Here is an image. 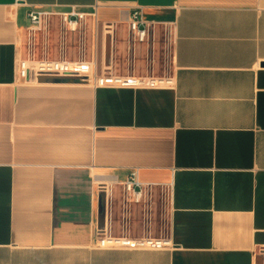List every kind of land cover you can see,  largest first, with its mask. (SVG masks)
Listing matches in <instances>:
<instances>
[{
    "label": "crops",
    "instance_id": "1",
    "mask_svg": "<svg viewBox=\"0 0 264 264\" xmlns=\"http://www.w3.org/2000/svg\"><path fill=\"white\" fill-rule=\"evenodd\" d=\"M71 6L100 72L172 85L18 78L28 12ZM107 223L171 246L100 248ZM0 264H264V0H0Z\"/></svg>",
    "mask_w": 264,
    "mask_h": 264
},
{
    "label": "built area",
    "instance_id": "2",
    "mask_svg": "<svg viewBox=\"0 0 264 264\" xmlns=\"http://www.w3.org/2000/svg\"><path fill=\"white\" fill-rule=\"evenodd\" d=\"M86 15L85 12L78 11L74 6L62 12L32 8L28 12L30 25L27 31V53L25 58H20L18 61V78L26 79L31 76L35 79L39 77L73 79L91 84L94 87L158 88L172 85L173 81L169 77H133L115 75L106 70L100 72L97 69L94 53L89 59L84 57L78 59L36 57L34 55L32 47L35 32L44 30L54 16L58 17L65 30L73 33L82 29ZM91 19L92 26L95 28V13L91 14ZM94 28L93 38L95 36ZM128 29L129 39L132 42L141 43L148 38L150 24L144 18L142 7H136L130 12ZM123 187L124 191L131 195L132 201L138 202L140 200L142 184L138 179L137 169L131 170L123 183ZM99 232L97 244L100 248L161 249L171 246L170 240L165 237L127 238L113 236L108 223Z\"/></svg>",
    "mask_w": 264,
    "mask_h": 264
},
{
    "label": "rangeland",
    "instance_id": "3",
    "mask_svg": "<svg viewBox=\"0 0 264 264\" xmlns=\"http://www.w3.org/2000/svg\"><path fill=\"white\" fill-rule=\"evenodd\" d=\"M51 31L48 33L44 30L37 31L41 34L42 42L39 45V49L42 50L44 47L49 48L50 56L54 57H65L67 59H78L79 57L88 58L91 54V29L86 27V44L82 42V38L85 39L84 29L70 33L60 24L57 19H51L50 22ZM86 45V47H85Z\"/></svg>",
    "mask_w": 264,
    "mask_h": 264
},
{
    "label": "water",
    "instance_id": "4",
    "mask_svg": "<svg viewBox=\"0 0 264 264\" xmlns=\"http://www.w3.org/2000/svg\"><path fill=\"white\" fill-rule=\"evenodd\" d=\"M106 58H107V56H106ZM38 79L45 81V80H48V79H51V78H49V77H39Z\"/></svg>",
    "mask_w": 264,
    "mask_h": 264
}]
</instances>
